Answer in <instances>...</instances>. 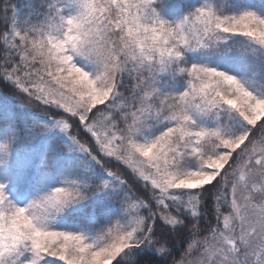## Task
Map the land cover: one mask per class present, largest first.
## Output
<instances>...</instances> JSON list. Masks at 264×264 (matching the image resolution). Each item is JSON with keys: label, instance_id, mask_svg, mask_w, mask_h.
<instances>
[{"label": "snow or ice", "instance_id": "obj_1", "mask_svg": "<svg viewBox=\"0 0 264 264\" xmlns=\"http://www.w3.org/2000/svg\"><path fill=\"white\" fill-rule=\"evenodd\" d=\"M0 264H264V0H0Z\"/></svg>", "mask_w": 264, "mask_h": 264}]
</instances>
